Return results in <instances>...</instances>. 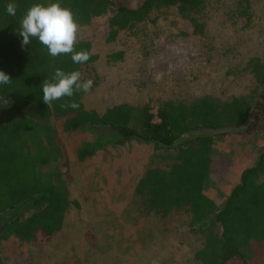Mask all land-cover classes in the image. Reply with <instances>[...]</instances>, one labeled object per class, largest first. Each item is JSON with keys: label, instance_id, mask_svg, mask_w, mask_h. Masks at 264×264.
Wrapping results in <instances>:
<instances>
[{"label": "trees", "instance_id": "16d2710c", "mask_svg": "<svg viewBox=\"0 0 264 264\" xmlns=\"http://www.w3.org/2000/svg\"><path fill=\"white\" fill-rule=\"evenodd\" d=\"M248 2L240 3L230 15L243 29L252 25ZM9 3L17 5L15 15L7 13ZM37 3H59L69 8L78 26H88L107 16L106 41L148 24L156 26L164 11L175 10L179 18L190 22L205 11L204 0H140L134 7L117 0H0V71L11 79L9 84H0V106L17 105L31 111L19 117L11 110L0 115V264H7L2 244L24 246L38 235L53 236L61 231L69 209L77 206L70 200L60 172L43 170L61 157L50 123L52 117L63 119L66 133H96V142H84L78 149L81 161L97 151L129 142L174 150L176 162L170 169L147 171L135 186L134 195L147 213L162 219L179 213L189 216L190 228L203 237V246L195 254L198 264H248L252 247L264 243V151L252 166L239 173L238 182L218 207L207 193L212 133H236L244 124L242 133L258 127L259 122L251 118L258 110L264 115V98L241 97L223 102L202 96L189 103L163 101L157 105L158 123L153 122L147 104L137 107L122 103L102 114L89 111L81 102L82 90H74L73 97L47 106L42 99L45 79L51 80L58 68L82 74V69L98 58L84 41L74 45L76 51L90 54L89 60L81 64L73 63L71 54L51 56L35 37L22 47L23 38L18 32L21 20ZM117 55L120 58L122 54ZM246 67L258 88L264 90V44L262 57L249 59ZM70 100L79 108L60 107ZM15 210L19 213L3 218ZM216 227L219 234L215 233Z\"/></svg>", "mask_w": 264, "mask_h": 264}, {"label": "rangeland", "instance_id": "374dc122", "mask_svg": "<svg viewBox=\"0 0 264 264\" xmlns=\"http://www.w3.org/2000/svg\"><path fill=\"white\" fill-rule=\"evenodd\" d=\"M117 1L134 7L140 0ZM245 1L253 19L250 28L243 29L230 15ZM204 6V15L195 22L168 10L156 26L119 33L113 41H106L107 16L78 26L76 42H88L98 58L82 69L81 82L93 81L81 99L85 109L102 114L122 103L147 104L158 123L157 105L163 101L264 98V90L246 67L249 59L262 57L264 0H204ZM10 110L15 117L31 114L21 106L2 105L0 115ZM259 112L251 118L258 127L249 128V133H242L245 124L236 133H212L207 193L218 207L238 182L239 173L264 151V119L259 117L264 115ZM50 123L61 157L43 170L60 172L77 206L69 209L61 231L53 236L38 235L24 246L2 244L7 264H198L195 254L203 237L192 231L189 216L179 213L162 219L147 213L134 195L147 171L170 169L176 162L174 150L129 142L81 161L78 149L84 142H96V133H66L61 118L52 117ZM18 213L8 212L3 218ZM215 233H220L218 227ZM252 249L248 264H264V243Z\"/></svg>", "mask_w": 264, "mask_h": 264}, {"label": "clouds", "instance_id": "9594fccd", "mask_svg": "<svg viewBox=\"0 0 264 264\" xmlns=\"http://www.w3.org/2000/svg\"><path fill=\"white\" fill-rule=\"evenodd\" d=\"M17 5L9 3L6 11L9 15L16 14ZM23 38L21 46L30 44L35 37L43 44L48 53L56 57L61 54H71L73 63H86L90 54L86 50L76 51L74 45L77 39L78 24L74 14L69 8L62 7L59 3L33 4L21 20V29L18 31ZM11 79L5 72L0 71V84H9ZM91 79L81 82V72L74 70L65 72L56 69L51 80L45 79L42 83L43 102L50 106L53 101L64 97H73L75 91L89 92L92 88ZM61 108H79L74 100L62 103Z\"/></svg>", "mask_w": 264, "mask_h": 264}]
</instances>
